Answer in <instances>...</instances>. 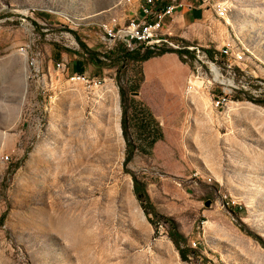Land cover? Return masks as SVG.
Listing matches in <instances>:
<instances>
[{"label": "rangeland", "instance_id": "rangeland-1", "mask_svg": "<svg viewBox=\"0 0 264 264\" xmlns=\"http://www.w3.org/2000/svg\"><path fill=\"white\" fill-rule=\"evenodd\" d=\"M126 1L0 0V264H264V104L236 92L214 110L205 84L186 87L177 53L185 67L113 63L121 46L104 47L97 24L129 19ZM224 5L168 31L214 53L231 43L243 81L264 83V0ZM132 175L186 238V260Z\"/></svg>", "mask_w": 264, "mask_h": 264}, {"label": "built area", "instance_id": "built-area-1", "mask_svg": "<svg viewBox=\"0 0 264 264\" xmlns=\"http://www.w3.org/2000/svg\"><path fill=\"white\" fill-rule=\"evenodd\" d=\"M125 3L134 8V13L129 19L121 21L112 17L97 24L101 32L100 43L104 47L120 45L127 52L178 53L190 69L186 87L201 89L205 84L209 90L211 106L216 111L223 109L228 103V98L236 92L248 95L253 100L264 98V83L243 81L244 70H236L229 62L230 52H236L231 43L227 42L222 49L214 53L199 45L185 46L168 31L176 24L178 17L194 11L201 10L216 19V16L212 15L214 5H221V11L230 8V5H224V0H128ZM220 58L225 59L220 64L226 78L222 76L220 69L216 68ZM232 61L240 63V60ZM30 65H37V57L31 56ZM207 68L211 72L212 68L217 69L218 77L209 78L204 71ZM56 69L64 73L66 65L57 63ZM69 79L89 82L85 75L79 73L71 74ZM215 88L219 90L218 94H215ZM5 159L7 160V157Z\"/></svg>", "mask_w": 264, "mask_h": 264}, {"label": "trees", "instance_id": "trees-1", "mask_svg": "<svg viewBox=\"0 0 264 264\" xmlns=\"http://www.w3.org/2000/svg\"><path fill=\"white\" fill-rule=\"evenodd\" d=\"M78 41H79V39H78ZM80 46H81L82 50L88 56V59L91 62V64L98 65V66H105L104 62L99 59V57H98V55L96 53L91 51L83 43H80ZM165 53H176V52H173V51L162 52V53H153L151 51L127 52L121 47V53L117 54L115 56V61L113 63L119 62V61H123V60L126 61L127 59L132 60L134 62H146V61H148L151 58L163 56ZM105 58L111 59L110 56H107ZM74 73H77V72H74ZM253 101L261 103V104H264V100H259L258 99V100H253ZM124 136H125V128H124ZM126 141H127V139H126ZM127 144L129 146V141H127ZM130 159H131V152L127 154L124 163L126 164L127 162H129ZM132 179H133V192H134V195H135L136 199L140 202L145 214L148 215V216L151 215L153 217V219H149L150 223L152 224V226L155 229H157V226H158L159 222H161V221L169 226V237L173 241V243L175 244V246L177 248V251H178L179 255L181 256V258L183 260H186L187 253L189 251L187 249H183L180 246V243H185L186 238L179 232L176 224L172 220L167 219V218L159 215L155 211L153 205L151 204V202L149 200V196H148V194H147V192H146V190L144 188L143 183L138 181L136 179V177L133 176V175H132Z\"/></svg>", "mask_w": 264, "mask_h": 264}, {"label": "crops", "instance_id": "crops-1", "mask_svg": "<svg viewBox=\"0 0 264 264\" xmlns=\"http://www.w3.org/2000/svg\"><path fill=\"white\" fill-rule=\"evenodd\" d=\"M163 56H174V57L176 58L177 62H178L180 65H183V64L180 62L178 55L175 54V53L165 54V55H163ZM163 56H162V57H163ZM183 66L185 67V65H183ZM184 79H186V75L184 76Z\"/></svg>", "mask_w": 264, "mask_h": 264}, {"label": "bare ground", "instance_id": "bare-ground-1", "mask_svg": "<svg viewBox=\"0 0 264 264\" xmlns=\"http://www.w3.org/2000/svg\"><path fill=\"white\" fill-rule=\"evenodd\" d=\"M214 6H220V7H218V9H220L221 10V5H214ZM213 15V14H212ZM214 16V15H213ZM26 51V50H25ZM239 60V59H238ZM213 69H215V68H212V71H213ZM219 74V73H218Z\"/></svg>", "mask_w": 264, "mask_h": 264}, {"label": "water", "instance_id": "water-1", "mask_svg": "<svg viewBox=\"0 0 264 264\" xmlns=\"http://www.w3.org/2000/svg\"><path fill=\"white\" fill-rule=\"evenodd\" d=\"M208 205H209V203H208V202H206V203H205V206H208Z\"/></svg>", "mask_w": 264, "mask_h": 264}]
</instances>
